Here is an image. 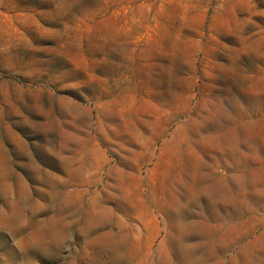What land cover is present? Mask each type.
I'll return each instance as SVG.
<instances>
[{"label":"rangeland","instance_id":"374dc122","mask_svg":"<svg viewBox=\"0 0 264 264\" xmlns=\"http://www.w3.org/2000/svg\"><path fill=\"white\" fill-rule=\"evenodd\" d=\"M0 264H264V0H0Z\"/></svg>","mask_w":264,"mask_h":264}]
</instances>
